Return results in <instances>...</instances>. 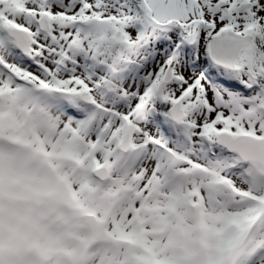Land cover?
Segmentation results:
<instances>
[{
    "label": "snow or ice",
    "instance_id": "obj_1",
    "mask_svg": "<svg viewBox=\"0 0 264 264\" xmlns=\"http://www.w3.org/2000/svg\"><path fill=\"white\" fill-rule=\"evenodd\" d=\"M0 264H264V0H0Z\"/></svg>",
    "mask_w": 264,
    "mask_h": 264
}]
</instances>
